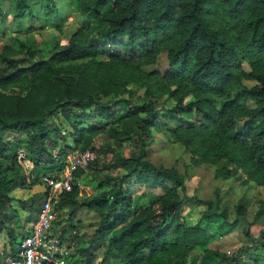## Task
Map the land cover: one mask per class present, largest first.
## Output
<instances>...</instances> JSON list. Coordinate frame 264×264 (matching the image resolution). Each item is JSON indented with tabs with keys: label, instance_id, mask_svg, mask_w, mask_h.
<instances>
[{
	"label": "trees",
	"instance_id": "16d2710c",
	"mask_svg": "<svg viewBox=\"0 0 264 264\" xmlns=\"http://www.w3.org/2000/svg\"><path fill=\"white\" fill-rule=\"evenodd\" d=\"M75 6L80 24L66 44L55 46L48 56L33 60L39 52L22 43L17 49L5 46L2 52L6 72L0 76V156L10 158V166L5 169L15 175L7 177L0 166V215L15 199V189L40 185L39 175L49 173L36 174L40 166L46 169L61 159L64 163L60 169L65 166L68 152L58 148V156L54 157L47 147L52 140L49 117L59 112L79 131L76 142L81 140L87 146L90 135L105 129L107 121L89 115L86 109L95 105L98 111L110 114L119 106L124 111L116 114L118 125L108 129L110 136L117 141L135 139L141 148L121 161L127 172L115 177L109 190L80 204L103 218L95 235L100 233L103 239L107 232H114L108 237L104 258L113 253L120 264H186L190 251L205 248L210 234L202 222L180 220L178 214L189 196L177 170L158 168L144 159V138L158 127L154 97L166 94L174 99L170 113L175 116L189 119L191 111L198 115L173 129L171 135L202 161L221 164L216 169L218 176L228 177L241 169L254 184L264 186V0H75ZM15 7L21 14H34L30 0H15ZM108 35L125 36L126 51L98 61L97 38ZM146 46L149 50L144 51ZM160 50L166 52L168 67L164 70L148 66ZM239 52V59L246 58L250 72L241 69ZM16 53H24L25 62L12 57ZM81 65L83 69H79ZM246 79L254 82L248 85ZM117 80L123 84L114 88L122 91L128 83L141 84L145 100L139 105L124 98L103 102L102 96ZM82 122L89 125L79 128ZM238 127L240 131L231 136L230 132ZM7 131L25 133L11 151L3 139ZM85 133L89 135L83 139ZM34 140L43 153L31 156L23 149L34 164L33 177H28L16 151ZM81 172L77 169L75 177ZM132 179L161 192L127 219L132 205L125 182ZM75 186L71 192L60 193L59 207L74 201ZM41 198V193H34L25 201L21 197L17 201L34 212ZM246 202L239 199L238 214H243ZM201 203L208 209L214 204L210 200ZM213 214L203 215L206 222L213 219ZM263 215L264 203L253 222L240 219L246 235L249 226ZM204 250L198 264L250 263V255L242 254V248L230 256ZM84 251L89 253V249ZM250 264L258 263L253 260Z\"/></svg>",
	"mask_w": 264,
	"mask_h": 264
},
{
	"label": "rangeland",
	"instance_id": "374dc122",
	"mask_svg": "<svg viewBox=\"0 0 264 264\" xmlns=\"http://www.w3.org/2000/svg\"><path fill=\"white\" fill-rule=\"evenodd\" d=\"M30 4L33 7V16L27 13L21 14L19 9L15 7V0H0V76L6 72L5 64L2 61L4 56L2 52L5 46L17 49L19 44H26L39 52L33 60L36 57H46L55 50V46L66 44L72 32L80 24L81 18L77 13L75 0H30ZM97 39V47L100 52L97 56L98 61L108 60L112 53L123 55L126 51L125 44L127 41L123 35L118 37L108 35ZM147 50L149 48L146 46L144 51ZM238 54L239 59L241 57L240 52ZM12 57L25 62L24 53H16ZM150 59L152 62L148 65L149 67L156 66L160 70L168 67L164 50L156 52ZM239 60L242 61L240 63L241 69L250 72L246 58ZM83 67L81 65L79 69H83ZM244 81L248 85L254 82L252 79ZM112 83L106 95L102 96L103 102L110 103L119 98H124L135 105H139L145 100V88L141 84L128 83L123 85L124 90L122 91L119 88H114L118 84L122 85L121 81L117 80ZM17 90L18 88H12L11 91ZM188 101L189 99L185 103ZM154 103L158 108V127L157 129L152 128L149 135L144 138L147 143L144 159L155 167L177 170L184 179L189 196L188 201L178 214L180 220L189 224L202 222L207 225L210 234L206 247L193 248L186 257V264H198L206 248L228 256L236 254L238 249L242 248V254L250 255V263L256 260L258 264H264V237L261 236V233H264V215L252 226L247 227L248 235L244 232V223L240 221L243 218L249 223L254 221L259 206L264 203V186L254 184L241 169L228 177L218 176L216 169L221 167V164L215 165L202 161L199 155L191 153L183 143L171 135L173 129L186 124L190 118L197 119L198 115L191 111L187 114L189 119H184L179 114L175 116L172 112L170 113L175 101L166 94L154 97ZM184 108L186 109L185 106ZM123 111L119 106H115L114 111L110 114L98 111L95 105L87 108L86 112L89 115L101 121H107L105 129L90 135L87 146L81 140L76 142L79 131L67 124L59 112L48 118L49 136L52 140L47 143V147L52 153L58 148L68 153L90 148L95 153L94 161L82 169L73 183V185H77L75 186L77 187L76 190L73 191L74 201H70L62 207L58 205L56 211L55 230L63 235L73 236L74 254L72 261L74 264H120L112 255L113 253L104 258L108 237L114 232H107L103 239H100V233L95 235L103 218L94 210L83 207L80 203L84 199H91L100 195L103 190H109L115 177L120 178L127 172L120 165L121 161L131 154L137 153L141 148L140 143L135 139L127 138L123 141H117L109 134L108 129L118 125L116 114L123 113ZM88 125L89 122H82L79 128ZM59 130H62L61 139ZM239 131L240 127L232 130L230 135L234 136ZM85 135H89V133H85L83 139H85ZM24 137V132L21 134L15 131L5 132L3 139L7 143L8 151H11L16 142ZM53 140L57 141V144H54L57 145L56 147L51 145ZM37 144L38 142L34 140L30 146L22 145L17 151L24 149L29 152H27L28 155L40 156L43 151L37 147ZM60 161L55 166H47L46 169H44L45 165L40 166L36 174L60 169L64 160L61 159ZM10 163V158L7 155L0 156L3 174L7 177H14L15 172L5 169L10 166ZM167 184L172 185V182H167ZM125 185L130 189L129 195L132 205L127 212V219L136 210L149 205L161 192L159 188L139 184L134 179L126 181ZM27 189H31V187H27ZM29 193L31 191L15 189V199L8 204L0 215V242L10 236L13 239H10L13 241L11 246L16 249L18 247L16 240L22 234L27 233L26 230L23 231L24 225L34 218L36 212L31 213L30 211L29 213L26 208H23L21 202L17 201L20 197L22 200L28 198ZM107 197L111 199L110 195ZM37 198L39 199V196ZM239 199L247 201L246 206L244 205L243 214L236 212ZM202 200H210L214 203L213 207L208 209L201 203ZM35 202L37 203V200ZM23 210L28 212L25 213ZM211 212L214 213L213 219L206 222L203 215ZM224 214L225 216H223ZM225 219L227 222H224ZM233 222L235 224L230 225ZM91 240L95 241L91 243ZM100 240L103 241L100 242ZM84 249H89V253ZM246 259L248 260V258ZM216 261L218 262V260Z\"/></svg>",
	"mask_w": 264,
	"mask_h": 264
},
{
	"label": "built area",
	"instance_id": "2783aa9c",
	"mask_svg": "<svg viewBox=\"0 0 264 264\" xmlns=\"http://www.w3.org/2000/svg\"><path fill=\"white\" fill-rule=\"evenodd\" d=\"M55 152V153H54ZM17 160L28 177H33L34 164L23 150L16 151ZM58 156V151H53ZM95 159L92 149L73 151L65 157V166L39 175L44 188L41 202L27 233L20 239L14 253L0 258V264H74L73 236L55 230L57 207L61 192H71L75 171L85 169Z\"/></svg>",
	"mask_w": 264,
	"mask_h": 264
},
{
	"label": "crops",
	"instance_id": "0c3cea01",
	"mask_svg": "<svg viewBox=\"0 0 264 264\" xmlns=\"http://www.w3.org/2000/svg\"><path fill=\"white\" fill-rule=\"evenodd\" d=\"M26 190H27V191H31V193L28 194V196H30V195H32V194H34V193H37V194L42 193L43 190H44V188H43L42 186L36 184V185L31 186V189H26ZM26 210H27V209H26ZM23 211H25V210H23ZM36 211H37V210H36ZM27 212H28V211H27ZM27 212L25 211V213H27ZM29 213H30V211H29ZM31 213H32V212H31ZM35 214H36V213H35ZM34 218H35V215H34ZM34 218H33V219H34ZM33 219H32L29 223H27V224L24 225V227H23V231H24V230H26V231L29 230V228H30L31 225H32ZM24 235H25V233L22 234V235L19 237L18 240H16V241H17V244H19L20 239H21ZM7 237H8V235H7ZM9 237H10V236H9ZM9 237L7 238L8 240L6 239V240H3V242H2V241L0 242V258L6 256V255L9 254V253H14L15 250H16V248H13V247L11 246V244L13 243V241H10V239H12V238H11V237L9 238ZM12 240H13V239H12ZM17 246H18V245H17Z\"/></svg>",
	"mask_w": 264,
	"mask_h": 264
}]
</instances>
